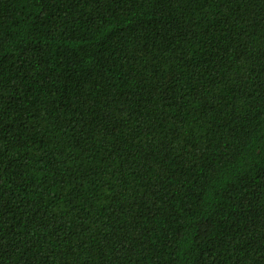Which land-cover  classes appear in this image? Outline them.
<instances>
[{"label":"trees","instance_id":"1","mask_svg":"<svg viewBox=\"0 0 264 264\" xmlns=\"http://www.w3.org/2000/svg\"><path fill=\"white\" fill-rule=\"evenodd\" d=\"M0 264H264V0H0Z\"/></svg>","mask_w":264,"mask_h":264}]
</instances>
